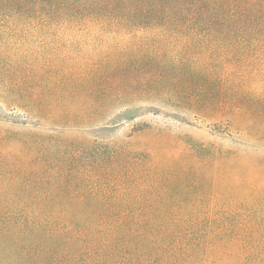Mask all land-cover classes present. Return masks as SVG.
I'll return each mask as SVG.
<instances>
[{"label": "trees", "instance_id": "obj_1", "mask_svg": "<svg viewBox=\"0 0 264 264\" xmlns=\"http://www.w3.org/2000/svg\"><path fill=\"white\" fill-rule=\"evenodd\" d=\"M91 41L117 46L73 65L76 46ZM169 46L189 60L264 66V0H0V122L12 126L0 129V264H264L263 179L238 178L230 192L214 193L216 203L147 211L125 200L135 186L124 173L134 169V152L97 142L75 149L42 130L96 128L117 103L127 106L100 128L132 120L138 110L127 103L137 86L196 97L228 114L232 99L210 93L221 75L211 64L194 70L188 85L177 76L161 85ZM263 104L237 105L231 120L262 119ZM58 150L69 160L93 159L113 190L58 189L68 169L54 173ZM63 197L82 202L59 203ZM145 212L168 218L140 219Z\"/></svg>", "mask_w": 264, "mask_h": 264}, {"label": "rangeland", "instance_id": "obj_2", "mask_svg": "<svg viewBox=\"0 0 264 264\" xmlns=\"http://www.w3.org/2000/svg\"><path fill=\"white\" fill-rule=\"evenodd\" d=\"M139 35L145 36V33ZM129 37L133 41L131 46H135V36ZM90 39L94 38L91 36ZM125 41L119 42L118 46L124 48ZM114 46L117 45L113 42L99 44L96 41L76 46L71 63L83 67L87 60L85 56ZM181 50L180 46H169L168 54L159 67L161 74L167 72V78L165 76L161 85L167 86L166 80L170 81L176 76L182 85H188L194 70L211 64L220 68L217 73L221 72V75L210 93L215 91V100L232 99L230 101L233 103L226 107L228 114L222 113L225 112L224 108L219 109L213 105L207 107L201 101L197 103L196 97L187 99L183 94L170 95L169 90L164 91L160 87L151 94L144 93L143 88L137 86L135 99L127 103L138 110L137 117L132 120L115 127L100 128L111 114L127 106L117 103L110 109L107 119L105 113L101 114L96 128L66 123L55 129H42L47 134H56L60 138L74 141L75 149L97 142L101 145L117 144L125 147L128 152H134V169L127 168L124 173L127 172L126 177L134 178L132 182H135V186L125 200L145 210L203 205L210 201L216 203L211 199L214 193L220 188L230 192L238 178L258 177L264 180V114L262 119L243 116L242 123L238 124L231 120L232 111L240 112L237 105L264 102V66L250 62L232 67L230 63L224 65L219 62L216 57L208 63L209 58L204 55L189 60L178 54ZM190 88L196 89L192 86ZM0 129L7 131L12 126L8 122H0ZM55 158L54 173L61 167L68 168L66 172H60L61 178L56 184L58 189L99 193L113 190L114 186L109 187L103 182L100 166H91L93 159L86 154L76 155L69 160L64 157L63 151L58 150ZM130 177H127V183H130ZM63 198H60L59 203L82 202L79 198L73 201ZM118 201L121 200H114ZM145 214L139 218H168L159 212ZM181 218L184 217H176Z\"/></svg>", "mask_w": 264, "mask_h": 264}]
</instances>
